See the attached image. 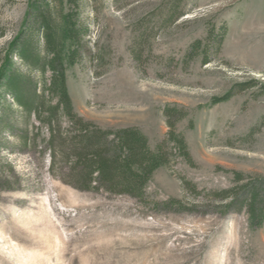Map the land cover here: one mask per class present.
<instances>
[{
  "label": "rangeland",
  "instance_id": "rangeland-1",
  "mask_svg": "<svg viewBox=\"0 0 264 264\" xmlns=\"http://www.w3.org/2000/svg\"><path fill=\"white\" fill-rule=\"evenodd\" d=\"M28 2L0 0V60ZM78 8L88 32L65 72L73 113L102 130L135 128L152 151L169 119L190 159L173 151L143 197L80 189L70 165L52 157L47 125L34 112L25 125L12 103L9 128L0 126V264H264V221L250 227L245 209L224 212L211 194L234 186L236 173L239 184L264 176V0H80ZM223 29L203 62L208 34ZM25 131L34 141L23 147L16 136Z\"/></svg>",
  "mask_w": 264,
  "mask_h": 264
},
{
  "label": "trees",
  "instance_id": "trees-1",
  "mask_svg": "<svg viewBox=\"0 0 264 264\" xmlns=\"http://www.w3.org/2000/svg\"><path fill=\"white\" fill-rule=\"evenodd\" d=\"M79 1L29 0L21 29L0 60V102L7 104L5 108L0 104V113L5 117L0 120V126H8L7 115L13 108L12 103L16 109L14 112L20 115L25 125L34 112L36 119L47 125L50 131L52 157L57 153L63 165H70L68 178L75 187L143 197L144 186L152 173L169 163L173 151L188 160L189 154L184 139L171 131L173 124L169 119L167 123L171 130L167 138L152 151L147 146L146 137L135 128L102 130L73 113L65 72L76 63L83 37L88 32L80 20ZM175 17V11L170 10L169 20ZM223 32L224 29L220 36L208 34L207 46L200 48L204 49L203 62L207 61L212 49L215 53ZM193 47L199 48L200 42ZM15 58L26 67V71L15 67ZM47 71L50 72L49 78L45 77ZM30 73L38 74V82ZM240 87H253V82ZM231 95L232 92L228 91L214 98L212 104L226 101ZM49 98L55 99L54 104H50ZM60 113L68 123L69 129L64 132L58 124ZM16 139L23 147L34 141L28 139L26 131ZM243 179L240 173H236L234 186L211 194L224 212L245 209L250 227H258L264 221V176L239 184ZM175 202L177 200H170L166 204Z\"/></svg>",
  "mask_w": 264,
  "mask_h": 264
}]
</instances>
